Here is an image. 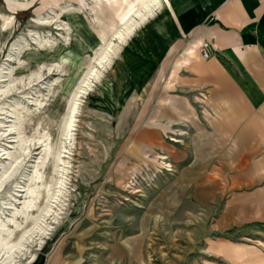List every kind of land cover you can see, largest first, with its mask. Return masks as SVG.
<instances>
[{"label":"rangeland","instance_id":"rangeland-1","mask_svg":"<svg viewBox=\"0 0 264 264\" xmlns=\"http://www.w3.org/2000/svg\"><path fill=\"white\" fill-rule=\"evenodd\" d=\"M20 1L0 0L1 171L20 158L0 188V218L17 222L19 230L5 222L15 237L29 228L22 216L40 215L55 192L58 199L41 223V246L29 244L17 264H264V50L242 40L246 32L226 38L229 57L209 40L192 49L199 59L209 44L215 65L250 96L249 109L236 115L242 127L230 134L228 97L208 106L214 85L182 65L169 79L191 32L216 23L214 10L199 26L184 23L204 14L199 0H170L172 11L147 16L124 43L113 40L116 53L89 88L81 82L102 48L91 8L107 4L120 21L136 5L27 0L11 7ZM208 1L214 9L221 0ZM80 85L86 94L74 97ZM140 135L150 149L138 147ZM28 187L38 198L26 210Z\"/></svg>","mask_w":264,"mask_h":264},{"label":"bare ground","instance_id":"bare-ground-1","mask_svg":"<svg viewBox=\"0 0 264 264\" xmlns=\"http://www.w3.org/2000/svg\"><path fill=\"white\" fill-rule=\"evenodd\" d=\"M26 2H27V0H21L19 3H17V5L15 4V5H12L11 7L14 8L20 4L26 5ZM125 3L128 5L127 7H133L132 5H136V6L130 12L131 16L126 17L125 19L122 18L120 21L118 20L119 22L116 20L115 14L112 12V8L108 7L107 4H102V6H97L95 4V6L91 8L92 12L94 13V18L96 19L95 23L97 24V28H94L96 30L95 34L97 36V42L102 44V48L96 54L95 64L92 65L89 68V70L85 73V76H83V79L81 82V84L83 86L86 85L89 88L90 86H88V84L90 85V82L96 80L98 74H101L102 71L107 70V67H108L107 65L110 63L109 62L110 56L116 53L115 52L116 48L114 49L112 47L113 40L117 41L118 43H120V42L124 43L125 39L129 36V34L133 33L134 30L137 29V27H139V24L141 22H143V20L147 16H151L154 13V18H155L157 15L156 11L159 13H162L163 11L168 12V10L172 11L170 0H128V1H125ZM11 7H10V9L13 10ZM168 17H169V15H167V18ZM8 20L9 19L6 18L3 21L2 26L6 25ZM200 43L201 42H200L199 38L191 39V41L186 46L184 54L174 64V67H173V70L171 71L169 79L173 78V76L175 75V73L178 70L177 68H180L183 62L190 60V57L194 55V52L192 51V49L194 50L195 46L197 44H200ZM32 78L34 80H37L39 78V74H37V73L33 74ZM83 86L80 85V87L78 88V91L76 92V95H75V93L73 94V96L75 95L74 97H76L80 94L85 96L86 93L84 91H86V90L84 89ZM8 88H11V85L10 86L7 85L5 89H8ZM75 108H76L75 104L72 103L70 108H69L67 118L62 123L61 132L64 136H67L69 134L70 127L72 126V123H73L72 119L74 117ZM10 130L15 132L14 124L10 126ZM169 141L175 142L174 140H169ZM147 143L148 142H147L146 138L143 137L142 135H140L139 136V142L137 143L138 147L140 144L141 150L143 148H149L150 149V147L148 146ZM138 147L136 149V152L140 153L141 151H140V148H138ZM60 153L64 154L65 151L60 152ZM62 158H64V157H62ZM19 159L20 158L18 156L15 157L11 161V164L7 169H4L1 171V168H0V188L2 187V184L16 172L18 165H19V162H18ZM154 159H158V160L162 161V160L167 159V156L155 157ZM159 164H162V163H159ZM0 167H1V165H0ZM166 172H170V171L167 170ZM56 184L58 185V182ZM26 190H27L26 193L29 196V198H28L27 202L24 203L23 208L27 210V209L33 207V201L38 198V194L36 193V191L33 188L28 187ZM137 192L138 191H135L134 193H137ZM45 193L47 194V192H45ZM48 193H50V192H48ZM55 194H56V192H55ZM55 194H53L52 196L49 195V196H51L49 200L45 198L46 200H48L49 205H47L43 209L42 213L40 212L41 213L40 215H38L36 217H34V216L32 217L31 215H27L24 217L22 216V221L24 223H28L27 228L28 227L29 228L25 229V230H21L18 233V235L15 237H13L12 230L7 229L5 222L11 224V226L14 227L16 230H19L20 226L17 224V222L13 221V219L8 217V216H7V218H4V219L0 218V264H17L18 263L17 259L20 258L23 253L26 254L27 246L29 244H32L33 242L35 243L36 247L39 248L41 246V244H42V241H41L42 238L41 237L46 232L45 226L44 227L42 226L45 223L43 221H44L45 217H47L51 214L50 204L56 203V200L58 199L57 198L58 195H55ZM46 203H47V201L45 202V204ZM43 206H45V205H43ZM52 211H54V210H52ZM41 223H43V224L41 225ZM37 236H38V239L36 240ZM130 252H132V251H129V253ZM34 258H35V255L31 254L29 256V258L27 259L28 263L32 262L34 260Z\"/></svg>","mask_w":264,"mask_h":264},{"label":"crops","instance_id":"crops-1","mask_svg":"<svg viewBox=\"0 0 264 264\" xmlns=\"http://www.w3.org/2000/svg\"><path fill=\"white\" fill-rule=\"evenodd\" d=\"M208 2L210 1L199 0V9L205 11L203 12L204 14L200 15V13H198L197 17H188L184 23L199 26L202 22L203 15H206L205 13L209 12V10H214L216 23L206 29L197 27L191 32L192 38H199L200 41H211L217 48L219 57H224L225 55L229 57L230 51H228V48H225L226 45H224L226 38L233 37L238 41V37H240L239 32H246L248 34L242 36V40L246 39L249 44L264 50V0H221L214 9H207ZM181 9L183 13L188 10L185 6H182ZM177 23L179 31L182 32L183 29H186L182 20ZM198 45L199 44L196 46L198 47ZM241 49L242 48L236 47L235 53H238ZM231 53L233 54V52ZM197 55L194 53V55L190 57V60L186 61L189 65L185 67L182 64V67L190 69L191 72L195 74L196 80L202 79L203 82H209L214 85L211 96H209L208 102L206 103L208 106L213 108L216 107V104L218 105L220 99L224 97H228L230 102L233 103H231L230 108L233 112L232 116L234 117L231 118L229 124L226 125V127H229L227 132L233 134L235 132L234 128L237 127V125L242 127L238 124L236 115L249 109L248 101L250 100V96L246 97L242 94V91H244L242 88V81H239L235 74H230L226 72L224 68L215 65V61L212 60V58L202 60L199 57L200 61ZM217 61L216 63L222 62L219 59H217ZM239 99L243 105L238 106V108H236L237 106L233 108L235 102L239 101ZM247 132L248 129L245 132L246 137L249 136ZM235 136H238V130ZM227 255H229L231 259L239 260L238 257L235 258V254L231 253Z\"/></svg>","mask_w":264,"mask_h":264},{"label":"built area","instance_id":"built-area-1","mask_svg":"<svg viewBox=\"0 0 264 264\" xmlns=\"http://www.w3.org/2000/svg\"><path fill=\"white\" fill-rule=\"evenodd\" d=\"M212 50L211 46L207 43H204L199 48V56L202 60H207L211 57Z\"/></svg>","mask_w":264,"mask_h":264}]
</instances>
